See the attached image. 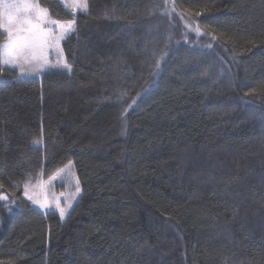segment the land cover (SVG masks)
Masks as SVG:
<instances>
[{
  "label": "trees",
  "instance_id": "1",
  "mask_svg": "<svg viewBox=\"0 0 264 264\" xmlns=\"http://www.w3.org/2000/svg\"><path fill=\"white\" fill-rule=\"evenodd\" d=\"M39 3L72 72L0 74V264H264V0Z\"/></svg>",
  "mask_w": 264,
  "mask_h": 264
},
{
  "label": "snow or ice",
  "instance_id": "2",
  "mask_svg": "<svg viewBox=\"0 0 264 264\" xmlns=\"http://www.w3.org/2000/svg\"><path fill=\"white\" fill-rule=\"evenodd\" d=\"M71 10L73 16L76 11L88 12L87 0H63ZM49 25V27H45ZM51 25H56L58 32ZM0 30L5 36L0 44V74L4 67L18 70L21 76L33 75L51 70L54 73L72 72V64L67 62L61 41L76 33V20L61 23L50 18L49 12L39 0H0ZM199 33L197 26L193 29ZM208 47H211L209 45ZM49 50H54V62L49 60ZM157 68L159 64L157 63ZM135 103V101H133ZM39 143V141H34ZM29 185L25 184V195H28ZM33 203H39L32 196L28 197ZM0 199L7 200V196L0 195ZM41 207H47L42 203ZM57 208L59 205L57 204ZM61 217L65 209L59 208Z\"/></svg>",
  "mask_w": 264,
  "mask_h": 264
},
{
  "label": "rangeland",
  "instance_id": "3",
  "mask_svg": "<svg viewBox=\"0 0 264 264\" xmlns=\"http://www.w3.org/2000/svg\"><path fill=\"white\" fill-rule=\"evenodd\" d=\"M61 1L63 2V0ZM79 12L82 11L77 10L75 15ZM60 22L66 23L62 21ZM45 27L47 28L49 27V25H45ZM51 27L54 31L58 32V28L56 25H51ZM62 44L63 41H61V45ZM54 58H55L54 50H49V60L54 62ZM47 71H51V70H46L40 73L39 75L37 74L24 75V76H21L20 74L19 75L21 77H41V75ZM28 185H29L27 189L28 195L24 194L25 198L28 201H30L35 207L39 208L44 213L55 211L60 214L59 208H63L65 209V215L62 217L64 219H66V217L71 213V211L73 210L74 206L76 205L77 201L79 200L82 194L80 184L77 179L76 172L74 170L72 163L64 167L57 174L50 177L49 179L42 178L38 181L29 183ZM24 191H26L25 187H24ZM29 196H32L33 199L39 201V203H33V200H30L28 198ZM42 203L46 204L47 207H41ZM57 204L59 205V208H57Z\"/></svg>",
  "mask_w": 264,
  "mask_h": 264
}]
</instances>
